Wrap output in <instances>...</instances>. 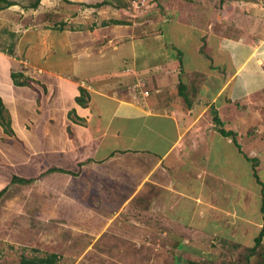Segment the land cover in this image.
<instances>
[{"label": "rangeland", "instance_id": "1", "mask_svg": "<svg viewBox=\"0 0 264 264\" xmlns=\"http://www.w3.org/2000/svg\"><path fill=\"white\" fill-rule=\"evenodd\" d=\"M13 1V6L0 10V50L10 49L12 53L16 50L13 53L17 65L15 72H22L25 76L27 72L32 79L36 76L42 81L43 73L53 70L55 65L63 73L71 72V64L80 62L83 63L79 65L81 72L87 63L91 68L93 63H98L99 70H105L101 72L120 70L125 62H131L130 54L136 39L143 38L147 47H161L164 43L169 46L163 41L165 38L158 40L157 25L161 26L167 40L176 35L183 42L181 45L172 41L178 47H185V64L194 61L190 51L194 35L191 34L190 41L180 39L183 34L169 26H179L181 30L187 27L174 21L165 22L178 18L191 21L199 12L202 0H106L108 3L103 5H97L103 0H40L35 8L28 7L34 0ZM222 1L225 0H216V4ZM257 1L264 3V0ZM189 24L190 27L197 26L196 22ZM119 51L123 52L122 57L114 59ZM111 56L114 62L109 60ZM90 67L88 65L87 69ZM155 68L143 72L142 77L147 79L145 73L151 76ZM91 72L94 71H87L85 75L90 76ZM37 81L33 86L38 85L37 89L42 92L43 86ZM117 85L121 88L127 84L118 82ZM136 89L132 95L139 99L143 92L138 86ZM71 90L73 86L69 82H60L57 98L53 100L70 95ZM31 107L28 102L22 110ZM105 111L107 114L108 110ZM253 115L255 117L250 120L255 124L251 126L246 122L243 124L244 117L235 118L230 126L238 131L242 154L248 156L254 150V158L261 161L256 171L264 185V118L259 112ZM0 117L4 122L3 111ZM36 118L38 124L35 127L39 129L35 133L40 135L42 119ZM200 120L206 119L202 115ZM3 127L7 126L1 123L0 136ZM68 136L53 127L48 136L49 143L55 137L61 140L60 146H66ZM198 146L202 147L201 150L206 148V145H189L190 149L182 152L188 175L182 179L180 173H171L169 181L157 184L164 190L145 182L146 174L140 170L130 172L116 162L111 165L116 171L122 170L118 175L113 174L112 178L97 182L88 192H82L80 183L75 187L71 185V179L75 177L65 176L74 175L72 172L50 171L45 176L41 173L46 169L45 162H56L57 156L49 149L52 144L38 145V152L32 153L30 163L23 165L12 162L15 156L18 160L22 155L21 147L17 145L15 155H11L7 141H0V189L7 185L0 197V264H18L22 255L34 257L50 253L58 255L57 264H182L186 261L196 264H264V258L262 261L252 255L246 258L248 252L245 248L253 246V239L242 228L244 234L237 238L232 220L226 214L229 210L233 217L238 213L242 222L247 209L243 210L238 204L247 201L244 203L247 208L256 212V208L262 206L260 197L248 193L250 201L244 196L238 197L230 182L222 186L220 172L211 176L206 166H201L203 161L198 164L203 153ZM63 149L64 159L72 161L77 157L73 156L69 146ZM207 149L211 152L209 160L214 162L216 153L212 147ZM231 153L227 151L225 159L235 163L242 159L238 153L233 154L232 159ZM7 154L10 161L8 157L5 162ZM221 156L224 158V151ZM13 174L32 180L12 183ZM118 176L123 179L119 177V180ZM239 181L248 188L253 181L251 173L247 177L241 175ZM262 185L254 182L253 192L258 194L261 190L262 193ZM240 192L243 195L245 191ZM222 193L226 196L223 197ZM210 194L223 209L225 214L222 217L214 214L216 208L207 204L213 200ZM260 250L264 253V249Z\"/></svg>", "mask_w": 264, "mask_h": 264}, {"label": "crops", "instance_id": "2", "mask_svg": "<svg viewBox=\"0 0 264 264\" xmlns=\"http://www.w3.org/2000/svg\"><path fill=\"white\" fill-rule=\"evenodd\" d=\"M202 3L199 12L191 20L197 26L190 27L191 21L180 18L165 22L174 21L177 25L187 27L181 30L178 29L179 26H169L176 28L174 31L178 34H183L180 39L190 41L191 34L194 35L193 46L190 48L194 61L191 64L184 63L185 47H178L172 42H180L176 35H171L172 40H167L161 26L157 25L158 40L165 38L163 41H166L168 47L165 43L161 47H147L143 44V38L136 39V45L133 46L135 48L130 54L131 62H125L124 68L111 73L110 69L101 72L105 70H99L98 63H93V68L90 67L91 64H85L83 72L79 68L82 62L72 63L69 68L71 72L65 73L55 65L53 70L43 73L42 81L40 77H33L35 82L39 80L43 86L42 92H39L38 85L13 83L11 75L17 67L13 56L16 50L13 53L10 49L0 50V98L4 106V118L9 121L12 131L8 132L3 127L0 141H7L11 155H15L17 145L23 151L19 159L15 156L16 159L12 162L26 165L31 160L32 153L38 152V145L52 144L49 149L57 156L56 162H45L46 169L41 172L43 176L47 173L48 166H61L62 169L74 172V175H65L75 177L71 179L72 186L80 183L82 192H88L97 182H104L122 171L112 168L111 163L117 162L120 168L127 167L130 172L140 170L146 174L145 182L158 190H164L157 184L169 181L171 173H180L182 179L188 175L186 165H183L185 162L182 160V152L188 150L189 145H206L204 150L198 146L203 152L198 164L203 161L201 166H206L211 176L220 172L222 186L230 182L238 197L249 199L248 193L253 197L258 195L261 205H264V185L259 176V181L257 180L251 165L255 152L251 150L248 156L242 154L238 131L230 126L235 118L240 117L246 118L243 124H255L250 120L255 117V112H259V116L264 118V3L257 0H225L220 4H216V0H202ZM180 43L183 45V42ZM122 55L123 52L119 51L114 59H119ZM112 59V56L109 57V60ZM88 65L90 68L87 69ZM153 67H156V72L151 76L145 73L147 79H144L143 72ZM87 71L94 72L87 76ZM27 75L32 77L26 72ZM63 81L69 82L73 90L70 95L54 101L53 98H57V88H60V82ZM89 82L92 84H88ZM118 82L127 85L120 88ZM180 83L185 85L186 92L192 99L190 107L179 96ZM135 84L143 92L139 99L132 95L137 90ZM80 87L88 92V99L82 105L76 101ZM28 102H31L32 107L23 111ZM104 108L108 110L107 114ZM202 115L206 119L203 122L200 120ZM215 116L220 120V125L215 122ZM36 117L42 119L40 135L35 133L39 129L35 127L38 124L35 122ZM53 127L61 134L69 135L68 143L64 145L69 146L73 156H77L73 162L63 158V148L66 146H60V139L53 137L51 144L49 143L48 136ZM219 128L231 134L224 135ZM233 136L240 144V149ZM55 142L58 144L54 145ZM207 147H212L216 153L214 162L209 160L211 152H208ZM226 150L228 154L232 151V159L236 153L242 159L236 163L228 161L225 159ZM222 151L224 158L221 156ZM8 157L9 154L5 156V162ZM260 162L258 161V165ZM196 170L195 168V172ZM249 172L253 181L251 186L247 185L248 188H245L239 177H247ZM119 177L123 179L118 176L119 180ZM254 182L262 185V193L261 190L258 194L253 192ZM218 186L219 184L216 189ZM240 190L245 191L243 195ZM222 195L226 196L225 193ZM205 196L213 197L210 204H207L216 208L217 212L214 214H221L222 217L225 213H222L223 209L214 201L215 197L211 194ZM244 203L247 204V201ZM244 203L238 204L243 210L247 209L244 221L241 222L238 213L235 217L234 214L230 215V210L226 214L232 220V229L237 232V238L243 236L242 228L254 242L262 227L264 211L259 206L255 212V209L247 208ZM262 240L264 243V236Z\"/></svg>", "mask_w": 264, "mask_h": 264}, {"label": "trees", "instance_id": "3", "mask_svg": "<svg viewBox=\"0 0 264 264\" xmlns=\"http://www.w3.org/2000/svg\"><path fill=\"white\" fill-rule=\"evenodd\" d=\"M1 4H0V10L7 8L11 5H14V1L13 0H0ZM40 0H34L32 3H30L28 5V7H32L35 8L38 6ZM70 2V1H69ZM108 2L106 0H103L101 2H99L97 5H103V4H107ZM117 24L121 23L123 24V22L120 21H114ZM12 79L14 80V83L17 85H30L33 86V82L34 79L30 78L29 76H25L22 72H12ZM178 90H179V94L183 99L184 104L187 107H190L192 104V99L189 97L188 92H186V87L183 83H180V85L178 86ZM80 94L78 96H76V101L79 104H85L87 101V90L83 87L79 88ZM4 106L2 104V101L0 99V113L1 111H3ZM1 118V117H0ZM5 119V118H3ZM215 122L220 125V120L215 116L214 117ZM0 123H4L7 127L5 128L8 132H12L9 126V121L5 119V121ZM219 130L224 134V135H230L231 133L229 131H225L221 128H219ZM233 140L236 144V146L240 149V144L237 142V139L233 136ZM251 165H252V170L258 180V174L256 171V166L258 165V161L257 158H253L251 160ZM50 171H63V172H67V173H71L72 171H68L59 167H49L47 169L46 172H50ZM74 173V172H72ZM32 179L31 178H24V177H20L18 175L13 174L11 176L10 182L15 183V182H19V183H28L30 182ZM259 181V180H258ZM7 190V185L4 186L3 188L0 189V197L5 193V191ZM261 209L264 211V205L261 206ZM263 236H264V220L262 223V227L259 231V233L257 234V236L254 238V244L253 246L249 247V248H245L247 250V255L246 258H248L250 255L252 256H256L258 257L259 261H262L264 258V253L263 251H261L260 249H264V243H263ZM57 259H58V255L56 253H50V254H46L45 256H34V257H27L22 255L18 264H57ZM182 264H196L192 261H186L185 263Z\"/></svg>", "mask_w": 264, "mask_h": 264}, {"label": "built area", "instance_id": "4", "mask_svg": "<svg viewBox=\"0 0 264 264\" xmlns=\"http://www.w3.org/2000/svg\"><path fill=\"white\" fill-rule=\"evenodd\" d=\"M137 86V85H136Z\"/></svg>", "mask_w": 264, "mask_h": 264}]
</instances>
